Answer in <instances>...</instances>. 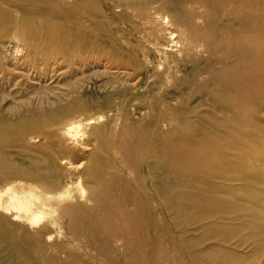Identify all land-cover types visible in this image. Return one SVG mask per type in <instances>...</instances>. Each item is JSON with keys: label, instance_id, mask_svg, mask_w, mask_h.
Segmentation results:
<instances>
[{"label": "rangeland", "instance_id": "rangeland-1", "mask_svg": "<svg viewBox=\"0 0 264 264\" xmlns=\"http://www.w3.org/2000/svg\"><path fill=\"white\" fill-rule=\"evenodd\" d=\"M151 8H160V0H0V66L29 74H33L32 67L44 68L49 76L52 71L59 75L57 83L46 78L40 85L9 79L8 74L0 79V129L12 125L20 130L37 123L45 128L33 134L28 146L22 140L0 147L14 153L20 167L29 165L27 157L32 153L35 157L39 153L44 160L41 146H47L60 164L59 177L47 178L51 190L43 192L32 184L30 191H19L20 208L13 207L3 194L14 184L0 182V230L12 227L13 234L30 250V262L52 264L48 257L53 256L55 243L71 241L66 245L70 249L84 242L95 246L97 257L90 264H101L98 252L110 249L88 233V220L92 221L91 229L102 228V214L89 197L90 191L98 188V172L91 173L93 177L88 174V154L99 149L111 160V150L117 151L124 140L142 153H151L162 146L167 135L181 137L177 133L179 123L188 124L199 114L207 118L211 114L205 54L199 50V59L195 52H177L176 44L181 45L174 27L170 28L174 37H159L157 24L144 18ZM52 90L60 94L54 97ZM76 99L88 104L87 110L72 118L75 123L88 124L85 149L70 147L67 138L59 134L71 121L61 122L56 114L40 118L31 115L56 111ZM207 118L202 122L208 123ZM207 148L204 145L202 149ZM59 159L65 161L60 163ZM111 165L107 169L117 178L110 182L115 194L111 198L124 200L129 206L135 195L143 209L141 214L136 211L139 216L125 213L119 221L138 223L127 233L136 238L147 257L144 264L148 259L150 264H224L237 259L241 264H264V238L250 226L254 217L264 220V191L255 190L246 197L241 186L224 184L232 186L226 194L214 191L208 185L211 180L202 183L203 179H197L188 183L200 192L195 202L220 201L219 206L226 205L210 218L192 211L180 219L160 201L150 178L143 177L147 167ZM45 168L41 165L40 173L45 174ZM186 181L183 179L187 188ZM238 206L243 209L238 211ZM222 210L227 211L223 216L218 214ZM191 218L204 219L195 223ZM70 233L69 238L62 237ZM5 244L0 245V264H19L15 250L21 249ZM110 254L118 257L117 253ZM39 257L43 258L40 262ZM115 262L108 260L106 264Z\"/></svg>", "mask_w": 264, "mask_h": 264}, {"label": "bare ground", "instance_id": "bare-ground-1", "mask_svg": "<svg viewBox=\"0 0 264 264\" xmlns=\"http://www.w3.org/2000/svg\"><path fill=\"white\" fill-rule=\"evenodd\" d=\"M144 15L146 20L157 24L159 37L167 36V39L174 37L175 32L171 29L176 28L181 45L180 47H177L178 44L175 45L177 52H183L185 55L195 52L194 57L201 59L198 53L202 49L206 56L205 60L208 61L205 75L210 85L208 97L211 114L209 118L199 114L200 119L197 115L194 122L188 124L179 123L177 133L181 137L173 138L167 135L162 138V146L151 153H142L140 148L124 140L116 147L117 151L111 150L109 155L111 160L107 159L108 155L105 158L99 153V149L88 154L86 157L88 174L98 172V178L95 180L98 188L96 191H90L89 197L102 214L100 217L102 228L91 229L92 221L88 220V233L95 235L98 243L105 248L110 247L98 252L101 264H106L108 260L111 263L116 261L115 264H144L147 261V257L136 244V238L130 236V232L127 233V230L133 232V225L135 227L138 223L133 220H127L126 224L119 221L125 213L137 217L139 213L136 211L140 210L141 214L143 209L135 195L130 198L129 206L124 200L111 198V195L115 194L112 192L110 182L117 180L115 174L107 169L112 166L111 163H124L131 169L147 167L143 177L150 178V184L160 201L168 211L180 219L192 211L196 213L199 211L205 214L203 215L205 218H210L217 214L216 210L223 209L226 205L224 202L219 206L220 201L195 202L200 192L198 189H191L192 184L188 183H193L197 179H203L202 183L211 180L212 183L208 185L214 187V191L226 192L232 186L224 184H237L236 186H241V191L246 197L252 196L255 190L261 194L264 191V0H160V8H151ZM142 16L140 14V17ZM159 46L164 47L161 44ZM158 54L164 55L162 50H158ZM32 71L33 74L27 71L22 73L0 66L2 74L0 79L4 80L8 74L9 79L30 80L31 85H40L46 78L53 83L59 80L57 78L59 75L55 76L54 71H50L51 76L44 68L32 67ZM46 94L52 98L47 90ZM59 94L52 90L51 95L54 97ZM197 94L202 98L200 92ZM59 107L56 111H39L31 115L40 118L56 114L60 116L58 120L61 122L71 121L61 128L59 134L67 138L66 142L70 147L85 149L84 131L88 124L75 123L72 118L78 112L87 110L88 104L76 99L67 106ZM202 118L210 121L203 123ZM43 129L45 130L38 123L27 125L20 130L12 125H5L0 129V145L24 140L28 146L33 140V134L40 133L44 131ZM204 145L208 148L202 149ZM40 151L45 156L44 160L39 157V153L37 157L32 153L27 157L29 165L20 167L15 163L14 153L6 150L4 146L0 147V182L9 181L10 184H14V187L11 186L3 192L13 207L20 208L19 191H30L34 184L38 186V190L47 192L51 190L47 182L48 176L59 177L58 158L51 155L47 146H41ZM59 160L60 163L65 161ZM186 163H189L190 167ZM41 165L46 166L45 174L40 173ZM183 179L188 180L187 184L184 183L188 185L187 188L183 185ZM190 189L191 192L188 193ZM241 209L243 207L238 206L237 210ZM226 213V210H222L218 214L223 216ZM191 220L195 223L201 221L195 218ZM250 226H254L256 234L264 238L263 219L254 217ZM69 236L71 233L62 237ZM21 242L19 237L13 234L12 227L0 230V245L7 243L21 249L20 252L15 250L19 264H38L36 261H29L30 250ZM70 243L73 242L55 243L52 246L53 256L48 257L50 263L90 264L96 260V250L93 251L95 246H89L84 242L70 249L67 247ZM110 252L117 253L118 257H112ZM188 252L193 254L191 249ZM43 258L39 257V262ZM239 261L237 259L224 264H236Z\"/></svg>", "mask_w": 264, "mask_h": 264}]
</instances>
